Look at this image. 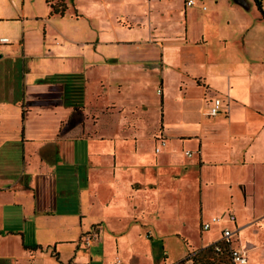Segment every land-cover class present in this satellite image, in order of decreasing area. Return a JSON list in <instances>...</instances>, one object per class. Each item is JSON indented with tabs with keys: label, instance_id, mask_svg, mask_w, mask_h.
<instances>
[{
	"label": "crops",
	"instance_id": "1",
	"mask_svg": "<svg viewBox=\"0 0 264 264\" xmlns=\"http://www.w3.org/2000/svg\"><path fill=\"white\" fill-rule=\"evenodd\" d=\"M198 1L201 0H195V4ZM91 2L96 9L95 18L100 23V35L94 42H77L67 37L70 38L68 42L80 43L78 50L71 51L70 44L61 45L60 49H48L47 56L58 61L53 63L50 60L44 65L48 73L60 72L71 78L79 98L62 106V97L51 93L47 99L52 102L50 107L35 108L30 106L31 100L25 102V96L19 98L13 93L14 86L9 83L12 68L5 61L9 55L3 54V49L11 44V37L19 39L26 32H32L26 27V17L22 15L24 0L15 13L6 0H0V32L7 36L0 37L4 39L0 47V74L4 85L0 92V261L6 264H89L95 259L104 264L105 251L101 249L100 256L92 255L89 251L92 243L86 247L80 239L89 231L96 234L95 240L103 239L104 229L109 230L106 237L109 236L114 245L110 263L114 264L115 256H119L123 264H131L129 254L121 245L125 231L113 230L109 226L113 218L104 214L119 204L116 199L126 197L132 202L131 220L145 226L142 222H147L143 217L147 212L158 218V215L167 213L166 205L162 208L157 204V208L152 210L143 208L142 203L149 202L151 191L163 189L171 194L175 203L177 185L183 180L190 181L199 196L198 232L209 231L215 223L208 230L200 227L202 221L210 218H204L205 206L201 198L205 186L211 184L208 168L225 172L237 170L239 180L240 177L246 178L245 182L249 183L240 184L244 202L246 196L253 198L255 192L257 196L264 195V32L191 34L187 32L189 9L181 0L179 12L184 16V32L173 38L181 48L197 49L192 54V67L184 58L180 63L169 60L171 54L164 42L172 37L156 29L158 24L154 13L167 14L170 10L168 0ZM66 5L63 15L50 14V7L44 0L43 11L33 18L44 20L46 24L54 16H64L74 3L66 1ZM71 14L75 19L81 17L75 7L69 16ZM42 32L44 34L47 30L43 28ZM58 32L66 31L60 29ZM119 32L124 36L119 37ZM23 38L20 40L25 44ZM150 45L160 50L157 91L161 112L158 130L163 129L168 137L158 151H155L156 143L153 141L151 157L139 143V124L135 120L138 115H134L132 109L143 101L140 95L145 83L152 79L155 66L143 55L127 54L129 48L143 50ZM22 54L30 59L33 57ZM72 58L76 59L74 64L69 62ZM29 70L27 67L25 75ZM171 71L178 75V91L184 95L194 86L200 103L198 128L190 133L174 131L169 136L162 103L164 88L169 85L167 72ZM91 75L99 86L95 90L89 89ZM31 81L32 78L28 83ZM111 84L116 85L117 95L132 98L131 107L123 101L119 103L118 98L106 99L104 91L106 85L110 87ZM216 96L222 99V111L209 115L208 106ZM88 98L94 101L97 109L88 108ZM118 128L122 129L121 132ZM174 141L183 155L177 160ZM186 149L191 151L190 155L184 154ZM16 158L20 160L18 171L14 167ZM148 173L152 176L146 180ZM163 180L167 184H162ZM123 182L126 191L120 190ZM246 186L251 190L245 192ZM73 188L78 197L77 210L68 202ZM227 197V207L221 215L233 213V195L229 192ZM93 207L99 215L89 221L85 208ZM263 221L264 210L253 215L243 213L238 226L236 217L229 222L230 225L222 224L211 241L194 245L182 237L188 247L177 259L169 257L163 239L147 229L146 260L137 264H174L217 240L220 229L225 226L232 229L235 245L245 250L247 264H264V239L240 235L242 231L252 229L261 237L264 234ZM85 223L89 227L85 228ZM73 224L79 226L78 231H72L75 235L69 231ZM94 224L96 227L90 230ZM162 250L164 254L159 256ZM165 253L167 259L163 258ZM183 264L193 262L188 259Z\"/></svg>",
	"mask_w": 264,
	"mask_h": 264
},
{
	"label": "rangeland",
	"instance_id": "2",
	"mask_svg": "<svg viewBox=\"0 0 264 264\" xmlns=\"http://www.w3.org/2000/svg\"><path fill=\"white\" fill-rule=\"evenodd\" d=\"M22 1L23 0H14L15 6L13 7V0H6V3L15 13ZM50 1L57 2L58 0ZM66 1L68 3H74V6L71 5L64 16H54L48 23L44 24V20L33 18L36 13L43 11L42 6H44V0H24L22 15L26 17V27L30 28L32 32H26L25 36H20L19 39L11 37V44L6 49H3V54L5 55L7 53V55H9L5 61L6 63H9L12 68L10 70L11 74L9 76V83L14 86L13 93L19 98L25 96V102L31 100L32 103L30 106L35 108L39 106L50 107L52 102L47 99L51 93H57L62 97V100L60 101L62 102V106L67 104V102L79 98L77 90L73 89L75 83L71 78L69 79L65 74H60V72H47L44 65L50 60H52L53 63L58 61L56 58L48 57L47 50H53L55 47L60 49L62 48L60 47L61 45L64 47L66 45L69 46V44L71 45V51H74V49L78 50L80 43L76 44L75 42H68L70 38L67 37L74 38L77 42H94L98 35H100V32H98L100 23L95 18L96 9L91 2L92 0H64V2ZM168 1L170 7L169 12L160 15L154 13V16L155 22L158 24L156 28L157 31L173 38L184 32V16L179 12L181 0ZM261 3L264 9V0H262ZM139 5L143 8L141 4ZM202 5H205V8H202ZM74 7L80 12V14H78L81 16L79 19H75L72 14V17L69 16ZM187 8L189 9V15L187 17V23L189 22V24H187V32H191V34H193L192 32H264V19L261 18L253 0H201L198 1L197 4L188 6ZM206 14L207 16L205 18ZM43 28L47 30L44 34L42 32ZM60 29L66 31L62 33L64 36L58 32ZM123 36L124 35L119 32V37ZM0 37L7 36L5 33L0 32ZM22 37H24L25 44L21 43L20 39ZM172 38L167 39V41L164 42L165 47L167 48L166 50L171 54L169 60L172 63H180L181 59L184 58L189 65L193 67V61L191 60L192 54L196 53L197 49L192 47L181 48L179 47L178 42H175L174 38ZM128 50L130 51L127 54L138 56L143 55L149 62H154L153 66H155V69L151 73L152 79L150 78L147 83H145L143 92L140 95L143 101H140L141 104L139 107L135 109L133 107L132 109L134 110V115H138L135 120L139 124V129L137 131L139 143L142 149L149 153V156L151 157L153 141L156 143L155 151H158L159 149L156 150V148L164 146L166 139H168L163 129L158 130L161 112L160 94L157 91V82L160 77V61L158 57L160 50L153 45H150V47L148 46L143 50L140 48H129ZM22 53L33 57L32 59L24 57ZM75 60L76 59L72 58L69 62L74 64ZM27 67L30 68V70L25 75ZM63 73L65 72L63 71ZM177 76L178 75L175 71L167 72L169 85L167 89L164 88L163 93V118H166L165 124L167 123L169 126V136H172L174 131L190 133L198 128L197 115L198 105L200 103L198 91L192 86L187 90L186 94H181L178 91V85H176ZM1 77L0 74V92L1 86H4L1 83ZM90 77L91 84L89 85V89L95 90V88L99 86L95 84V78L93 75ZM31 78V83H28V80ZM77 82L78 81H76V83ZM123 86H125V84ZM106 88L107 89L104 91L106 92V99L111 97H114L115 99L118 98L119 103L123 101L127 107L132 106V98L129 95L124 94L125 96L120 97L121 95L116 94V85L111 84L110 87L106 85ZM38 96L40 97L39 99ZM79 101L82 103L81 100ZM88 108L92 110L97 109L94 101L89 100V98ZM129 109L130 108L127 109L128 114L130 112ZM118 130L121 132L122 129L118 128ZM153 131L156 132L152 135ZM174 144L175 146L177 145L175 141ZM175 149L177 151L176 160L182 158V150H180L178 146H176ZM184 154L190 155L191 151L186 149ZM19 165L20 160L19 158H16L14 161V167L16 166L15 170H19ZM208 169L207 176L210 177L211 184L205 186L204 196L201 197L205 206L203 215L204 218H209L212 215H219L221 216V220L213 224L209 231H204L202 234L198 232L197 220L199 196L195 194L193 184L190 181L183 180L177 185L178 193L176 195L175 203L171 194L164 192L165 190L162 189L160 192L152 190L149 195V202L142 203L143 208L152 210L153 207L157 208V204H161L162 208L166 205L167 213L166 215H158L160 217L158 218L157 215L152 212H147L143 215L147 220V222H142L145 226H142L141 223H134L131 220L132 202L129 198L122 197L116 199L120 205L117 204V206L112 207V210L105 213L104 216L109 217L110 215L111 218H113L111 222H109V226L113 230L123 229V231H125V239L121 241V245L127 254H129L131 264H137L140 261L146 260L144 252L147 244H149L147 243L148 240L145 236V231L147 229H149L154 236L163 239L164 248L165 251H167L168 256L171 258L176 257V259L181 256L188 247V244L184 242L182 237L187 239L189 244L191 243L194 245H200L204 242L211 241L213 237L215 238V236H217L218 230L222 224L230 225L229 222H226L225 220V216L228 212H224L223 215L220 214L225 211L227 207L226 201L229 192L234 198L232 212L235 214L237 226L241 221L243 213L253 215L257 214L258 211L264 210V195L257 196V193L255 192L253 198L246 196L244 202V195L240 184L249 182H245L246 178L242 177H240L239 180L237 170L225 172L217 169H211L208 171ZM2 171L5 170L3 169ZM148 174L149 175L145 176L146 180L152 176L150 173ZM163 183L167 184L164 180L162 181V184ZM126 188V184L123 182L120 190L126 191ZM248 190H251V187L246 186L245 192ZM77 200L76 189L73 188L68 196V202L70 206L76 210L78 208ZM139 205L141 204L139 203ZM200 205L201 201H199V207ZM85 209L88 212V214L85 212L87 217H90L89 219H91L89 221L94 220L97 218L96 215H99L94 207ZM114 216H119V219L114 218ZM77 226L78 224H73L72 228H70L69 231L71 232V235H75L72 231H78L77 228L79 226ZM84 227H89V224L85 223ZM95 227V224L92 225L90 230H93ZM102 231V237L105 241L103 239L98 241L95 240L97 236L92 231L84 233L80 239L83 241L85 235L91 234L92 245L90 246V243L85 246H90L89 251L92 255L96 254L100 256V251L103 249L106 254L104 264H112L110 263V259L113 255L114 245H112L111 238L109 236L106 237V234H110L109 230L104 229ZM245 234L249 237H255L256 239H264V234H261V237L259 235L257 236L252 229L245 232L242 231L240 235L245 237ZM163 251L164 250L159 252V256H161V253L164 254ZM167 253H165V257H163L164 259H167ZM0 264L6 263L0 261ZM89 264H101V261L95 259ZM114 264H123L119 256H115Z\"/></svg>",
	"mask_w": 264,
	"mask_h": 264
},
{
	"label": "built area",
	"instance_id": "3",
	"mask_svg": "<svg viewBox=\"0 0 264 264\" xmlns=\"http://www.w3.org/2000/svg\"><path fill=\"white\" fill-rule=\"evenodd\" d=\"M186 6H192L195 4V0H183ZM4 42L3 38H0V47ZM222 99L219 96L212 98L210 105L207 109V114L215 115L222 111L223 104ZM159 148L157 147L156 150ZM221 220V216L213 215L209 219L201 222V230H208L213 223ZM225 220L227 222H233L235 220V216L233 213L228 212L225 216ZM92 235L88 234L84 236L85 245H89L91 243ZM210 245H212V249L215 253L224 255L229 261V264H247V255L243 248L235 245L233 240V231L230 227L225 226L220 229L219 238L213 241Z\"/></svg>",
	"mask_w": 264,
	"mask_h": 264
},
{
	"label": "trees",
	"instance_id": "4",
	"mask_svg": "<svg viewBox=\"0 0 264 264\" xmlns=\"http://www.w3.org/2000/svg\"><path fill=\"white\" fill-rule=\"evenodd\" d=\"M50 7V14L57 13L63 15L67 9L66 2L64 0H58L57 2H51L50 0H45ZM260 16L264 18V9L262 7V0H253ZM148 237L153 243L156 241L147 233ZM191 259L195 264H229L228 259L224 255H220L214 252L212 245H208L194 253L188 254L185 258L180 259L174 264H183L186 260Z\"/></svg>",
	"mask_w": 264,
	"mask_h": 264
}]
</instances>
